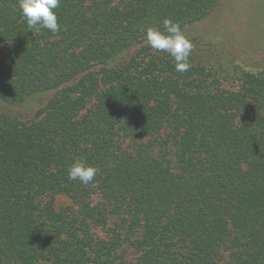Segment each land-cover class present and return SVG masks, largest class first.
I'll list each match as a JSON object with an SVG mask.
<instances>
[{"label": "trees", "instance_id": "obj_1", "mask_svg": "<svg viewBox=\"0 0 264 264\" xmlns=\"http://www.w3.org/2000/svg\"><path fill=\"white\" fill-rule=\"evenodd\" d=\"M219 1L61 0L53 33L0 0V102L52 94L0 113V264H264V72H178L145 41Z\"/></svg>", "mask_w": 264, "mask_h": 264}, {"label": "rangeland", "instance_id": "obj_2", "mask_svg": "<svg viewBox=\"0 0 264 264\" xmlns=\"http://www.w3.org/2000/svg\"><path fill=\"white\" fill-rule=\"evenodd\" d=\"M182 31L193 45L190 56L196 63L217 69L225 83H233L244 72H264V0H220L207 18ZM51 96V93L33 96L18 106L0 102V113L28 117ZM69 205L71 200L66 195L55 196L56 209ZM126 253L133 259L132 249Z\"/></svg>", "mask_w": 264, "mask_h": 264}, {"label": "clouds", "instance_id": "obj_3", "mask_svg": "<svg viewBox=\"0 0 264 264\" xmlns=\"http://www.w3.org/2000/svg\"><path fill=\"white\" fill-rule=\"evenodd\" d=\"M61 0H18L19 8L28 28L35 32L47 29L53 33L60 31L55 9ZM163 29L148 26L145 41L154 50L167 53L173 58L175 70L185 72L191 67L189 56L193 45L183 33L179 23L170 18L163 20ZM98 169L85 160H75L68 168V179L79 181L84 186L93 183Z\"/></svg>", "mask_w": 264, "mask_h": 264}]
</instances>
